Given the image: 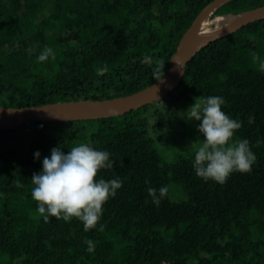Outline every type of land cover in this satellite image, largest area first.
I'll list each match as a JSON object with an SVG mask.
<instances>
[{
	"label": "trees",
	"instance_id": "16d2710c",
	"mask_svg": "<svg viewBox=\"0 0 264 264\" xmlns=\"http://www.w3.org/2000/svg\"><path fill=\"white\" fill-rule=\"evenodd\" d=\"M210 1L0 0V105L141 90L157 81L158 69L168 72L181 36ZM262 4L232 0L210 20ZM45 46L55 59L38 62ZM253 52L264 56V19L202 47L158 101L115 117L0 129V264H264V143L257 146L264 141V73ZM145 56L151 66L142 63ZM104 66L108 71L98 75ZM210 95L225 99L222 110L242 123L234 138L248 139L257 157L250 172L233 173L223 184L196 175L193 151L168 161L150 131L158 124L150 121L161 110L158 102L178 108ZM82 142L114 160L97 179L123 182L88 231L76 218L45 221L31 198L43 158ZM165 185L169 191L156 206L147 189Z\"/></svg>",
	"mask_w": 264,
	"mask_h": 264
},
{
	"label": "clouds",
	"instance_id": "9594fccd",
	"mask_svg": "<svg viewBox=\"0 0 264 264\" xmlns=\"http://www.w3.org/2000/svg\"><path fill=\"white\" fill-rule=\"evenodd\" d=\"M55 59V51L48 46L38 54V62ZM252 62L257 71L264 73V56L252 53ZM142 63L152 65L153 60L145 56ZM108 71L104 66L97 70L98 75ZM163 68L158 69L153 78L161 81ZM226 101L222 96L210 95L197 98L184 112V119L197 124V132L203 139L195 149L192 161L196 175L223 184L233 173H247L256 162V155L248 139L234 138L242 123L226 114L222 107ZM264 141H257V146ZM41 153L36 151L34 158L39 160ZM107 150H100L88 143L73 145L65 152L59 146L51 150L50 156L42 160V169L31 178V198L37 203L36 211L45 221L50 217L69 222L78 219L84 230L95 228L103 213V205L109 198H114L123 182L117 177L111 180L97 179L102 169H112L114 160ZM168 187L158 190L149 187L148 195L159 206L161 199L168 193ZM102 230V226H101ZM86 251L93 253L94 242L85 240Z\"/></svg>",
	"mask_w": 264,
	"mask_h": 264
},
{
	"label": "water",
	"instance_id": "95a60500",
	"mask_svg": "<svg viewBox=\"0 0 264 264\" xmlns=\"http://www.w3.org/2000/svg\"><path fill=\"white\" fill-rule=\"evenodd\" d=\"M232 0H212L194 18L181 36L170 61L171 66L161 81L134 93L109 99H80L59 101L37 106L8 107L0 105V129H15L28 121H70L98 119L123 115L152 102L158 101L173 90L183 78L185 65L192 56L209 42L227 36L241 27L264 19V4L232 14L227 24L214 31H199L202 20L213 15ZM226 17L225 14H222Z\"/></svg>",
	"mask_w": 264,
	"mask_h": 264
},
{
	"label": "rangeland",
	"instance_id": "374dc122",
	"mask_svg": "<svg viewBox=\"0 0 264 264\" xmlns=\"http://www.w3.org/2000/svg\"><path fill=\"white\" fill-rule=\"evenodd\" d=\"M225 15L226 20L232 18L228 13ZM223 22L224 21H218L216 26H221ZM158 106H161L160 112L155 116L153 114L150 115L151 124L153 125L156 120L158 124L155 127L152 126L150 131L154 135L156 145L164 157L168 161H172L180 154L192 151L195 152L196 147L203 138L202 135L197 132V124L199 122L184 119V112H186L191 105L175 108V105L173 107L172 104L165 101L163 103L158 102Z\"/></svg>",
	"mask_w": 264,
	"mask_h": 264
},
{
	"label": "bare ground",
	"instance_id": "6f19581e",
	"mask_svg": "<svg viewBox=\"0 0 264 264\" xmlns=\"http://www.w3.org/2000/svg\"><path fill=\"white\" fill-rule=\"evenodd\" d=\"M210 16L206 17L204 20L201 21L200 26H199V31L200 32H201L202 28L204 29V32H210V31L216 30L218 27H220L218 25L216 26V24H218V21H224L223 24H227L228 23V20H226L225 18L219 19V20H215V21H211V20L209 21Z\"/></svg>",
	"mask_w": 264,
	"mask_h": 264
}]
</instances>
